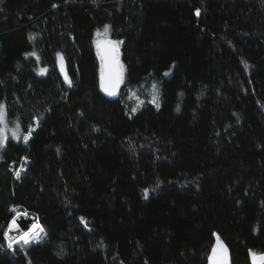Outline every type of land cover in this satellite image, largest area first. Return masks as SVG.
Here are the masks:
<instances>
[{"label":"trees","instance_id":"1","mask_svg":"<svg viewBox=\"0 0 264 264\" xmlns=\"http://www.w3.org/2000/svg\"><path fill=\"white\" fill-rule=\"evenodd\" d=\"M0 103L21 130L0 151V264H207L217 236L230 264L264 252V0H0ZM19 212L44 238L9 249Z\"/></svg>","mask_w":264,"mask_h":264},{"label":"snow or ice","instance_id":"2","mask_svg":"<svg viewBox=\"0 0 264 264\" xmlns=\"http://www.w3.org/2000/svg\"><path fill=\"white\" fill-rule=\"evenodd\" d=\"M55 7V5H54ZM200 14V10L196 9V15ZM110 25H104L103 32L97 30V41L96 46L98 49V55L100 56L101 68H100V88L107 93L109 96H116L118 94V89L120 84L123 81L124 66L121 64L120 56V45L123 41L112 40L109 38ZM25 55H33V53H25ZM57 57L60 60L61 71L64 73V79L68 85L72 86L71 77L68 75L65 67L64 57L61 53H57ZM245 67L248 65L245 63ZM39 72H46L45 68H40ZM164 75H168L167 72ZM135 95V94H133ZM137 103L136 106L132 108V112L135 113L138 108L144 105V101L140 100L139 97H136ZM153 104L157 109L160 108V96L157 86L153 84L151 99L148 101ZM179 106H177V111H179ZM39 120L37 118V124ZM33 129L29 127L28 131L23 134L22 138L25 143L31 137ZM11 135L13 139H21V130L20 125L17 123L15 127L9 129L7 121V111L6 105L0 103V148H3L8 141V137ZM24 161H27V157L24 158ZM15 163V162H13ZM24 169V164H21L20 167L16 170L15 174L19 178L21 171ZM148 189H144L145 196L148 195ZM70 203V201H69ZM14 211V209H13ZM15 231L17 235H10L11 232ZM43 233V228L38 224H33L31 228L27 231L21 230L20 226L16 222V218L9 222L7 230L4 231L3 235L7 241V247L13 249L14 245H19L24 247L31 244L32 242H40L44 237L41 235ZM217 243L212 247L211 253L208 256L209 264H229L228 258V249L227 246L223 244L220 240V237L217 236ZM249 257L251 264H264V252H256L255 250L249 249Z\"/></svg>","mask_w":264,"mask_h":264},{"label":"rangeland","instance_id":"3","mask_svg":"<svg viewBox=\"0 0 264 264\" xmlns=\"http://www.w3.org/2000/svg\"><path fill=\"white\" fill-rule=\"evenodd\" d=\"M97 38H98V37H97ZM33 52L36 54L35 56H33V55H25V56H26V57H34V58L36 59L35 72H36L38 75H45V74L47 73L48 68H47V66L41 64L37 52H36L35 50H29V51H27L26 53H29V54H30V53H33ZM57 53H61V52H57ZM57 53H56L57 67H58L59 71L61 72V74L64 76V73L61 71V64H60V60H59V58L57 57ZM61 54H62V53H61ZM40 68H45V69H46V72H44V73L39 72V69H40ZM169 72H170V71H167V73H169ZM133 94H135V95H133ZM136 97H139V99L141 100V98H140L141 96H140L139 94H136L134 91H130V93H129V98H131V99L135 102V104L137 103ZM7 121H8V128H9V129L15 127V125L18 123V121H17L16 119H14V120H9V119L7 118ZM18 124H19V123H18ZM8 138H12L11 135H9ZM12 139H13V138H12ZM13 140L17 141L16 139H13ZM1 149H2V148H0V151H1ZM27 214H28L27 212H19V213L15 214V215L13 216V217L16 218V222H17V224L20 226L21 230H23V231H27L29 228L32 227L33 224H36V221H20V220L18 219L19 215H27ZM31 216H33V215L31 214ZM33 218H34V216H33ZM12 219H13V218H12ZM8 225H9V224H8ZM7 228H8V226H7ZM6 230H7V229H6ZM11 233L14 234V236L17 235V233H16L15 231H13V232H11ZM220 240H221V239H220ZM216 243H217V239L215 238V241H214V243H213V246H214ZM223 244H224V243H223ZM213 246H212V247H213ZM208 256H209V255H208ZM207 261H208V259H207ZM208 264H209V261H208ZM229 264H230V262H229Z\"/></svg>","mask_w":264,"mask_h":264},{"label":"water","instance_id":"4","mask_svg":"<svg viewBox=\"0 0 264 264\" xmlns=\"http://www.w3.org/2000/svg\"><path fill=\"white\" fill-rule=\"evenodd\" d=\"M97 39L98 38H96L95 40H94V50H95V53H96V56H97V59H98V64H99V86H100V68H101V61H100V56L98 55V49H97V46H96V41H97ZM110 39H112V38H110ZM112 40H114V39H112ZM119 52H120V49H119ZM119 59H120V62H121V58H120V56H119ZM122 64V63H121ZM123 82H124V73H123V81H122V83L120 84V86H119V89H118V94L116 95V96H109V95H107V93L106 92H104L101 88H100V90H101V92L108 98V99H110V100H117L118 98H119V93H120V90H121V87H122V85H123ZM28 214H30V213H28ZM34 220L36 221V217L34 216Z\"/></svg>","mask_w":264,"mask_h":264},{"label":"bare ground","instance_id":"5","mask_svg":"<svg viewBox=\"0 0 264 264\" xmlns=\"http://www.w3.org/2000/svg\"><path fill=\"white\" fill-rule=\"evenodd\" d=\"M18 219L20 221H35L33 216H31V214L19 215ZM10 235L14 236V234H12V233H10Z\"/></svg>","mask_w":264,"mask_h":264},{"label":"crops","instance_id":"6","mask_svg":"<svg viewBox=\"0 0 264 264\" xmlns=\"http://www.w3.org/2000/svg\"><path fill=\"white\" fill-rule=\"evenodd\" d=\"M211 250H212V248H211ZM211 250H210V252H209V255H210V253H211ZM228 258H229V255H228ZM251 261V260H250ZM207 264H208V261H207Z\"/></svg>","mask_w":264,"mask_h":264}]
</instances>
